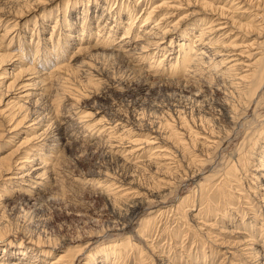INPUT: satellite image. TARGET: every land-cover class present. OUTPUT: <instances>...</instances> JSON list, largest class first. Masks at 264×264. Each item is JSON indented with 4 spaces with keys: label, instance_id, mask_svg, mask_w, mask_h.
<instances>
[{
    "label": "bare ground",
    "instance_id": "1",
    "mask_svg": "<svg viewBox=\"0 0 264 264\" xmlns=\"http://www.w3.org/2000/svg\"><path fill=\"white\" fill-rule=\"evenodd\" d=\"M103 1L105 4L101 5L102 12L97 15L101 0H89V4L83 8L82 16L78 22L79 16L72 18L70 12H66V9L62 17L59 15L55 19L52 32L46 38L50 46L47 47L48 51L41 49V46H37V44L35 56L30 62L22 58L25 53L23 50L26 47L20 38L21 35L19 36L20 31L17 28L18 22L16 21L21 18V22L23 17L25 18L27 14L36 10L35 8H38V6L40 7L41 0H4L0 2V27L3 26V29L0 28V32L3 31L2 37L0 36L2 38L0 39V66H16L13 70L7 68L4 73H1L0 95L5 96L4 105L8 108L7 115L10 116L8 121L10 122L16 116L20 117L19 120V117L14 120L8 132L18 135L20 132H26L18 148L6 155H0V177L15 180L14 183L17 185H20V183L26 184L29 186L26 189L28 195H32L34 193L33 189L40 191L44 175H46L47 160L49 162L51 156H53L52 153L61 146L64 149L81 138L83 141L94 140L93 144L114 148L115 144L113 142H117V144L124 145V147H130L128 151L123 150L121 152L119 159L125 161L130 156H132L131 158H137L133 162V166L153 169V173L162 175L159 178L154 177V179L164 185L166 184V187L171 184V180H175L174 177L164 174L169 168L177 169L178 166H184L183 168L187 169L184 175L190 173L191 177L197 178L195 187L191 189L190 193L182 196L177 204L160 209L156 215H151L152 212L150 215L143 216L139 229L141 236L146 232L151 237L168 231L170 240H172L174 235L177 236L180 227L183 225L187 228V232L191 228L202 231L204 225L209 226L205 222L208 219L204 220L206 218H214L220 215L224 221H228V219L235 221L236 219L232 217L225 220L226 211L224 209L228 205L233 210L235 217H241V220L237 221L243 224L248 216L249 221L245 223L248 226L247 228L252 229L255 227L262 231L264 225V114H259V108L264 105V0H163L160 4L150 6L144 16L142 15L138 26L136 22L140 15L134 13V6L128 3L124 5V2L119 5L117 1L113 3L116 6H113L111 2L108 3L109 0ZM91 2H94L96 6L92 11V16L90 12ZM221 2H224V4H219ZM183 5L188 7V11L181 16H179L181 13L178 14L179 17L176 20L173 18L165 23L168 18L174 16L172 14L173 10ZM166 7L173 10L156 15ZM31 8L34 9L31 10ZM125 13L128 14V18L124 31L120 39L115 42L113 36L116 34ZM106 16H108V19L106 18L107 20L99 25L95 32L96 36H94V31H92L94 18L97 17V22H99L101 18ZM13 17H16L14 21H12ZM81 18L82 22L80 21ZM3 22L7 23L3 25L1 24ZM36 26L37 24H35V28ZM252 31L258 32L256 37L252 40L246 39L244 36L251 34ZM32 32L38 38L39 32L36 29ZM21 33L26 34V31L23 30ZM74 33L75 37L80 40L76 47L78 51L75 54H83L84 59L69 65L66 50L71 44ZM6 41L8 42L4 45ZM166 43L170 47L164 50ZM39 51L42 52L40 55H43V58H40L41 60L36 58ZM63 51L64 54L61 57ZM159 52L162 53L157 56ZM104 56L120 57L123 61H130L133 63V68H136L135 65L137 64L143 66L145 63L148 64V66H144L147 67L144 70L145 72L141 69L142 66H139L141 71L140 69L136 70L144 73L145 78H148L144 82L149 87H151V82H148L149 78L154 76L162 84L164 82L182 88L191 87L196 97H203L205 94L219 95L221 93L216 98L215 103L213 101L214 104L209 105L210 100L208 101V110L211 114L210 119L216 123L221 122L224 126H211L212 124L210 125L204 118L201 120L194 118L196 121L193 119L195 122H192V125L186 124V120L185 123L180 120L177 122L178 124H173L175 128L171 130L170 135L165 137L166 135L161 134L162 132L159 130L143 128L136 123L137 121L128 120L125 118L126 116L122 117L117 111L110 112V110L109 115L106 113L98 118L85 113L83 110L77 113L82 109V106L80 108L76 107V99L74 100V98H70L71 95H67L63 99H66V101L72 99L74 103L66 104L64 106L65 110H61L63 112L57 121H52L47 125V128H44L46 129L45 134H48L51 126L57 124V132L55 131L53 139L55 142L47 143V141H50L49 139H43L44 141L39 142L40 137L42 139L43 136L44 138L46 136L42 132H38V129L45 126L43 121L49 118L48 122H50L54 118V110L46 109L35 115L33 111L27 110V108L37 100L43 99L46 92L49 91V87L64 86L75 91V86L71 85V81H74L71 79L75 72L82 71L85 74L86 68H83L85 65ZM17 60L18 63L15 64ZM86 61H90V63ZM52 62L53 65L46 70V65H50ZM77 63L79 65L75 66ZM150 70L152 72L148 73ZM5 78H12V80L5 84ZM4 87L5 89H3ZM39 95L41 97L32 100V97ZM61 104L57 105L60 106ZM24 110L26 112L22 114ZM250 110L253 113L251 117L248 116ZM25 123L31 124L28 129L22 128L21 130ZM81 130H88L89 132H83L84 135L81 136L79 135ZM8 137L10 139L8 143L12 144V136L9 134ZM194 138L197 140H194L196 141V148L192 146L195 153L188 154V150L184 152L186 140L193 141ZM234 140H239L237 147L230 154L224 156L222 151ZM35 142L38 147H35ZM48 145L52 146L51 153H46L44 150V146ZM219 153L224 158L220 157L223 163L218 168L214 167L216 164L212 165V163L220 160ZM185 156H187L186 159H184ZM131 158L129 161H131ZM251 158H254V161L251 162ZM218 161L217 163H219ZM191 163L193 167H191ZM207 169L210 173H206ZM247 172L250 178L246 174ZM97 175L103 179L95 180V186L97 189L102 190L113 214H119L118 210H121V207H128L132 214H142L147 208L167 204L169 200L165 198V195H160L159 192L151 189L142 192L137 189L138 187H128L127 185H132V183L127 178L121 181L117 176L112 177L111 174L104 171L97 173ZM201 176L204 177L198 179ZM248 183L252 184L253 188L248 186ZM244 188H247L254 195L257 200L256 204L253 205L248 196L243 194ZM0 190L6 191L4 189ZM177 191L174 195H177ZM234 193L239 196L234 197ZM161 194H164V192ZM232 199H234V202L235 199L240 201V204L241 202L247 203V205L243 204L242 208L244 210L241 214L239 211L240 206L231 205ZM199 205L200 208H198ZM2 206L3 203L0 202V209ZM255 206L257 207L255 208ZM205 209L208 212H205ZM168 216L173 218V221L179 222L175 231L170 230L165 225H158L161 217L169 219ZM189 223L193 226L191 227ZM130 227L131 220L125 221L121 225V228ZM0 228H6L1 216ZM202 234L204 240L201 238L200 241L203 240L201 244L206 247V241H210V238L207 232ZM260 235L264 237L263 232ZM248 236H250V243L255 244V240H257L255 232L251 230ZM131 238L132 236L128 237L126 241H117L114 244L101 246L98 249V256V253L89 254L82 264H97V262H94L95 259L100 264H125L128 260L126 249L129 246L131 250L137 253L136 256H141L144 251L142 246L133 242ZM0 239H5L1 231ZM210 242L212 246L216 244ZM43 244L45 243L42 241H39L36 246L25 245L22 241L19 243H5L2 248L3 253L1 254L0 264H77L79 257L84 252V249H77L76 252L68 249L60 251L55 257L51 250H59L62 247L51 246V249L46 250ZM248 251L244 254L253 257L258 256L260 260L262 259L259 264H264V244L261 248L251 246ZM226 253H230L229 250H226ZM15 254H17L16 259L7 262L9 257L15 256ZM96 256L97 258H95ZM185 256L189 257L190 255ZM204 256H206L205 252ZM188 257L187 259H189ZM211 261H213V258L209 259V262ZM206 263L207 259L205 260ZM163 264H166V262Z\"/></svg>",
    "mask_w": 264,
    "mask_h": 264
},
{
    "label": "rangeland",
    "instance_id": "2",
    "mask_svg": "<svg viewBox=\"0 0 264 264\" xmlns=\"http://www.w3.org/2000/svg\"><path fill=\"white\" fill-rule=\"evenodd\" d=\"M2 1L4 0H0V2ZM88 1L89 0H41L42 4H40V7L38 6V8H35L36 10H33L34 8H31V10L33 11L30 14H27L25 18L23 17V20H21V22V18H19L16 21L18 22L17 28L20 31L19 36L21 35L20 38L22 42L25 43L26 47L25 50H23V52L25 53L22 58L26 59L29 62L32 61L35 56V49L37 48V46H41V49H45L48 51V48L50 46L48 45V40H46V38H48L52 32V27L54 25L55 19L59 15L62 17L64 15V11H66L67 9L66 12H70L72 18H76L79 16L77 19L78 22L79 18L82 16L83 8H85L87 4H89ZM116 1L119 5H122V2H124V5H127L128 3L134 6V13L140 15V18H138L136 22V25L138 26L140 25L139 21L142 18V15L144 16V13L150 9V6L154 4H160L163 0H109L108 3L110 4L111 2V4H113ZM103 4L105 3L103 0H101L99 4L100 7L99 9L97 8L99 11L97 15L101 14V5ZM219 4H224V2H221ZM113 6H116V4H113ZM183 6L185 7L183 8ZM183 6L176 7L174 10L172 8L168 9L166 7L161 9L156 15L158 16L160 15V13L173 10L174 12L172 14L174 16L168 18L165 23L172 20L173 18H175L176 20L179 16L185 14L188 11V7L186 5ZM225 6L227 7L228 5ZM90 8L92 16V11L94 8H96L94 2H91ZM178 14L180 15L177 16ZM127 15L128 14L125 13L122 17V22H120V26L117 29L116 34H114L113 36V38H115V42L120 39L124 31V26L128 18ZM107 17L108 16L101 18L99 22H97V17L94 18L92 24L93 29L91 28L92 31H94V36H96L95 32L97 31L99 25L103 24V22L108 19ZM15 18L16 17H13L12 21H14ZM109 20L111 21L112 19ZM124 20L125 22H123ZM80 21L82 22V18ZM5 23L7 22H3L1 24L5 25ZM35 24H37L36 28ZM0 28L3 29V26ZM35 29L39 32L38 38L37 35L32 32L33 30L35 31ZM23 30L26 31V34L21 33ZM2 32L3 31L0 32V36L2 35ZM257 33L258 32L252 31V35L249 33L244 37L246 39L252 40L256 37ZM75 36L76 35L74 33V36L70 42L71 44L66 50V57H69V65L84 59L83 54H75V52L78 51L76 47L80 43V40H78ZM1 37L0 39H2ZM7 42L8 41H6L4 45H6ZM165 46L166 48L164 50H166L167 47H170V45L168 44ZM41 53L42 52L39 51L37 54L38 56H36V58H38L39 60H41L40 58H43V55H40ZM161 53L162 52H159L157 56L161 55ZM63 54L64 51L61 54V57ZM104 57H100L97 59L98 61L96 60L92 63H90V61H86L90 64L83 67L86 68L85 74L82 71L75 72L73 78L71 79L74 80L71 81V85L73 87L75 86V91L70 90L64 86L49 87V91L46 90L48 92H46V96H44L43 99L37 100V102L33 103L32 106H29V108H27V110L33 111L35 115L42 113L46 109H50L51 111L54 110V118L52 117L53 119H51L50 122H48L49 118L48 120L43 121V124L45 126L39 128L38 132H42L43 134H45L46 129L44 128H47V125L52 121H57V119L61 116V113L65 110L64 106L66 104L74 103L72 99H68L67 101L66 99H63V97H66L67 95H71L70 98H74V100L76 99V107L78 106V108H80V106H82V109L77 111V113L83 110L85 113L91 114L93 115V117L98 118L103 114L107 113L109 115L110 112L117 111L122 115V117L126 116L125 118H127L128 120L134 122L137 121L136 123H138L143 128H152L156 131L159 130L160 132H162L161 134H163L164 136L166 135L165 137L170 135V133L172 132L171 130L175 128L173 124H176L180 120L183 122L186 120V124L192 125V122L198 120L197 118H199V120L204 118V120H207L210 125L212 124L211 126H224V124L221 122H213V120L210 119L211 114L208 110L209 102V105L214 104L216 98L221 93L219 95L205 94L206 96L203 95V97H196L193 88H182L181 86L164 82L162 84V82H160L154 76L149 78L148 82H151V87H149L144 82L145 79L148 78H145L146 76L144 75V73L140 72L141 69H143V71L147 69V67L144 66H148V64L146 65L145 63L144 66L137 64L135 65L136 68H133L132 62L125 60L123 61V59H121L120 57ZM17 63L18 60L15 62V64ZM51 65H53V62L50 63V65H46L45 69L48 70ZM78 65L79 63H77V65L75 66ZM139 66H142V68ZM0 67L1 75V73H4V70H6L7 68L9 70H13L16 66L1 65ZM94 67H96L98 70ZM136 69H140V71ZM149 72L151 73L152 70L148 71V73ZM75 77L76 79H74ZM5 80V84H8L9 81L12 80V78H5ZM3 89H5V87ZM1 96L2 95H0V155H6L8 152H11L12 150L18 148L19 144L22 141V138L24 137V135H26V132H20L19 135L8 132L11 124L19 116H16L10 122L8 121L10 116L7 115L8 108L6 107V105H4L5 96ZM39 97L41 96L39 95L32 97V100H35ZM59 103L62 104L58 106L57 104ZM263 106L259 108V114H264ZM24 112L26 111L24 110L22 114ZM252 114V110H250L248 116L251 117ZM204 116L207 117L205 118ZM19 119L20 117L18 118V120ZM27 124L25 123V125L21 127V130L22 128L28 129V126L31 123ZM56 126L57 124L52 125L50 132H48V134L50 135L45 134L46 138H44L43 136L42 139L40 137L39 142H41L43 139H49L50 141H47V143H54L55 141L53 139L55 131L57 132ZM86 131L89 132L88 130H81L79 132V135H84ZM9 134L13 138L12 144L8 143V141L10 140L8 137ZM194 140L196 139L194 138L193 141L186 140V148L184 152L188 150V154L195 153V150H193L194 148H192V146H195L196 148L197 140ZM239 140H234V142L228 144V147H226L225 150L222 151V154L224 156L230 154V152H232L237 147ZM36 142L34 143L35 145ZM93 142L94 140L83 141L81 138L64 149H62L63 146H61L56 151H54L52 153L53 156H51L49 162L47 160V164L45 166L46 175H44V180L42 182V186L40 187V191L38 189H33L34 195H28L29 193L28 191H26V189H28L29 186H27L26 184L20 183V185H17L14 183L15 180L0 177V189L6 190H0V202L3 203V206L0 209V216L2 217L4 227L6 226V228H0L1 234L5 237V239L3 240L0 239V259H2V248L5 243H19L22 241L25 245L29 244L30 246H36L39 241H42L45 243L43 244V247L45 246L44 248L46 250L51 249V246H59V248L62 247L59 250H51V252L54 253L53 255L55 257L56 254H58L60 251H66L69 249L73 252H76L77 249H84L83 254L77 261V264H82L84 261H86V257L89 254L98 253V249L101 246L114 244L117 241H126L128 237L132 236L131 239L133 240V242L139 244V246H142L144 251L141 256H136L137 253L131 250L130 246L127 247V251H125L126 253H128V260L125 264H163L164 262H166V264L167 262H169L168 264H205L206 259V264H259V262L262 261V259L260 260L258 256L253 257L249 254L246 255L244 253L249 252L248 248L251 246L261 248V246L264 244V237L260 235L261 232L264 233V225L262 231L255 227H253L252 229L247 228L248 226H246L245 223L249 221L248 216L245 219L246 222L241 224L240 221H237L241 220V217H235L234 212L232 209H230L229 205L224 209V211H226L225 220H227L229 217H232L236 219L235 221H232L230 219H228V221H224L220 215H218L217 217L215 216L216 218H206L204 220L208 219L205 222L206 224H209V226H203V224L201 223V225L203 226L202 231H198L197 228H191L187 232V228L185 227V225H183L180 227L177 236L174 235V239L172 240H170L168 231L160 235L155 234L151 237L150 234L146 232L147 234L144 233L141 236L139 234V229L141 226L140 222L142 223L143 218L147 215H150L152 212L153 213L151 215H156L157 211H159L160 209L171 206L172 204H177L182 199V196L190 193L191 189L195 187L197 178L194 179L193 177H191L190 173L184 175L186 174L185 172H187V169L183 168L184 166H178L177 169L169 168L171 171L168 169L164 172V174L174 177L175 180H171V184L166 187V184L164 185L154 179V177L159 178L162 175L153 173V169L133 166V162L136 161L137 158H131L132 156H130L131 161H129L130 158L126 159L125 161L118 158L123 150L128 151L130 149L129 146H125V148L124 145H119L117 144V142H113L115 144L114 148L101 144H93ZM35 147H38V145H36ZM51 147L50 145L44 146V150L46 151V153H51ZM189 148H191L192 150H190ZM115 151L117 152L115 153ZM222 154H218L220 160L217 161L219 163H217V161H214V163H212V165L216 164L214 165V167H221L223 163L222 159L224 158H222ZM186 158L187 156L184 157V159ZM252 161H254V158H251V162ZM192 165L193 164L191 163V167H193ZM173 170L175 171L172 172ZM103 171L111 174L112 177L114 175L117 176V178H120L121 181L125 180L126 178L127 180H131L132 185L128 184V187H138L137 189L142 192H145L144 190L150 191L151 189L152 191L154 190L156 192H159L160 195H165V198H168L169 200L167 201V204H160L153 208H147L146 210H144V212H142V214H132L128 207H121V210H118L119 214H113L112 208L104 198L102 190L97 189L95 186V180L103 179L102 177H99L97 173ZM208 171L209 170L207 169L206 173H210ZM246 174L248 175L249 173L247 172ZM186 176H188L189 178L187 177L183 179ZM203 177L204 176L198 177V179H202ZM248 177L250 178L249 175ZM248 184V186H252L253 188L252 184ZM175 191L178 192L177 195H174ZM163 192L164 194H161ZM243 194L248 196L249 201L252 202L253 205L256 204L257 200L255 199L254 195L248 191L247 188H244ZM235 196L239 195L237 193H234V197ZM243 204L247 205V203L243 202H241L240 204V201L236 199L235 202L234 199H232L231 202V205L235 207L240 206V214L244 210V208H242V206H244ZM204 205L206 206V203ZM256 207L257 206H255V208ZM198 208H200V205ZM205 212H208V210L205 209ZM128 220H131V227L121 228V225ZM161 224L162 226L165 225L170 230L173 229V231H175L179 222L173 221V218L167 219L166 217H161L158 225ZM190 226L192 227L193 224H190ZM251 230L252 232H255L257 236L255 244H252L253 242L250 243L249 241L250 236H248V234L251 233ZM206 232L207 235H209L210 241L216 243L215 245L212 246V243L206 238V247L204 246V244H201V242L204 240V235L202 233ZM201 238H203V240L200 241ZM226 250H229L230 253H226ZM204 252L206 256H204ZM231 253L232 255L234 254L233 256L235 257H233ZM16 255L17 254H15V256H10L7 262L15 260ZM98 255L99 253L97 254V256ZM185 255L190 256L188 257ZM97 256L95 258H97ZM187 257L189 259H187ZM212 258L213 261L209 262V259ZM94 262L100 264L97 259H95Z\"/></svg>",
    "mask_w": 264,
    "mask_h": 264
}]
</instances>
